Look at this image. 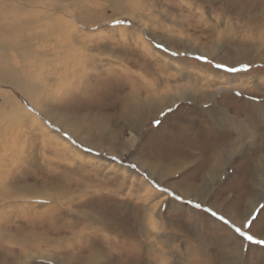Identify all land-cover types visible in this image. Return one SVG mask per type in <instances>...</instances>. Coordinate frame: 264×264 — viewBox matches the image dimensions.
Listing matches in <instances>:
<instances>
[{"label":"rangeland","instance_id":"374dc122","mask_svg":"<svg viewBox=\"0 0 264 264\" xmlns=\"http://www.w3.org/2000/svg\"><path fill=\"white\" fill-rule=\"evenodd\" d=\"M13 5L0 71L30 86L0 82V264H264V246L234 231L256 217L248 232L264 239V0ZM85 8L91 23L73 16Z\"/></svg>","mask_w":264,"mask_h":264},{"label":"bare ground","instance_id":"6f19581e","mask_svg":"<svg viewBox=\"0 0 264 264\" xmlns=\"http://www.w3.org/2000/svg\"><path fill=\"white\" fill-rule=\"evenodd\" d=\"M13 2H18V0H0V13H2V12H12V11H14V9H15V7H16V9L18 8V5L17 6H14L13 5ZM5 4H8V5H5ZM89 5V4H88ZM30 7V8H34V7H38L39 9H41V10H43V11H47V10H54V9H59L60 10V12L61 13H65L67 10H71V6L72 5H38V6H35V5H25V7ZM74 6V5H73ZM92 6V5H91ZM76 7H79L80 9H82V7H80V5H76ZM70 8V9H69ZM19 9V8H18ZM86 10H85V13H86V16H84V17H82V18H79L78 17V15H77V13L75 14L74 13V17L76 16V18H75V20H77L78 22H80V23H86V22H89V23H91L92 22V19H91V12H90V10L88 11L87 10V8H85ZM20 10V9H19ZM72 11V10H71ZM32 23V22H31ZM30 25V24H29ZM4 31H0V35L1 34H5V33H3ZM34 53V52H33ZM41 54V53H40ZM39 54V55H40ZM38 55V56H39ZM23 58V57H22ZM31 58H33V60H36L35 59V57L33 56H31ZM11 61H13V60H11ZM0 82H3V83H5V84H7V85H11V86H14L16 89H18L20 92H22L23 94H25L26 96H28L29 97V92H26L27 90H28V87L30 86L29 85V83L25 80V79H19V83H16V81L15 80H13L10 76H8L7 74H6V72L4 71V69H3V67H2V69H1V71H0ZM10 87V86H9ZM227 87V86H226ZM226 87H218V90L217 91H222V90H225L224 88H226ZM228 87H230V86H228ZM32 88V87H31ZM36 93H37V91H35ZM147 95H149V94H147ZM188 94L184 91V90H181L180 91V93H179V95H178V99L179 100H185V99H187L188 97ZM149 98V97H148ZM154 100V99H153ZM172 100H174V97H171V98H169V99H166L165 101H164V99H162V100H160L159 102H160V104H161V106H163V105H165V103H168V102H170V101H172ZM144 101H146V100H144ZM154 102V101H153ZM129 106V105H128ZM131 106V105H130ZM145 110H144V113L145 112H147V113H149V112H151V111H153V110H155L156 109V106L157 105H154V104H151V101H148V102H146L145 103ZM129 109H131V107H128V113H127V115H129V113H130V110ZM143 110V109H142ZM131 112H132V114L133 115H130L131 116V118H132V120H135V122H137V121H139L140 120V117L139 116H141V114L140 113H137V117H136V114L135 113H133L134 111H133V108L131 109ZM142 116H143V114H142ZM128 119H129V116L127 117ZM218 118H220V120H219V123H220V121H225L227 118H225L224 117V114L223 113H221L220 115H219V117ZM130 120V119H129ZM229 122H230V124H231V128H233L234 129V131L236 132V133H240V134H242V135H247V127H246V124L244 123V122H242L240 119H227ZM234 131H232V132H234ZM235 142V143H234ZM237 143L240 145V141H239V139H237V140H235V141H233V143L231 142V144H230V146L231 145H233L234 147H236V145H237ZM247 143V142H246ZM242 145V144H241ZM240 145V146H241ZM233 152H235V151H233ZM233 154V153H232ZM213 157H215L216 158V160H214L215 162L216 161H223V159L225 160L226 159V157H227V155H226V153H225V151H224V149L221 151V153L220 154H213V156H212V158ZM259 165H261V166H263L261 163L259 164ZM214 170H216V171H219L218 169H217V167H215L214 168ZM208 171H209V169H208ZM213 172V171H212ZM215 173V172H214ZM213 175V174H212ZM215 179V178H214ZM25 181V180H24ZM28 182V181H27ZM30 182V181H29ZM204 182V181H203ZM22 185V184H21ZM24 185V184H23ZM191 185H193V184H191ZM206 185H208V184H205V185H203L202 184V188H203V190L205 189V187L204 186H206ZM19 186V185H18ZM190 187V186H189ZM197 188V187H196ZM192 189V188H191ZM195 189V188H194ZM193 189V190H194ZM189 190V189H188ZM25 195V196H24ZM14 196H19L18 197V199H20L21 201H24V202H27L28 203V200H30L31 198H29L28 197V194L26 195L25 193H23V194H20V195H17V192L14 194ZM34 197H35V199L36 198H39V196H36V195H34ZM43 197V196H42ZM165 197V196H164ZM163 197V198H164ZM41 198V197H40ZM48 198H50V197H48ZM165 199V198H164ZM33 200V199H32ZM45 200V199H44ZM50 201V200H49ZM8 201H6V203H7ZM53 202V201H52ZM9 203V202H8ZM160 206V205H159ZM251 207H248V212H251L254 208H255V204L254 203H252L251 205H250ZM158 210H159V208H158ZM152 212V211H151ZM154 213V210H153V212H152V214ZM154 214H156V213H154ZM150 217H152V216H150ZM153 222V221H152ZM155 222V221H154ZM155 226V225H154ZM168 248H170V246H168ZM140 250V249H139ZM142 250V249H141ZM155 250L156 251H160L161 253H162V251L159 249V246H156V248H155ZM235 252H228L227 253V255H225V257L226 258H228V256H229V258H230V262H232V261H234V257H235V255H236V253L238 252V249H236V250H234ZM142 254V253H141ZM146 260V259H145ZM153 261V260H152ZM154 263H156V262H154Z\"/></svg>","mask_w":264,"mask_h":264},{"label":"snow or ice","instance_id":"6c2138e0","mask_svg":"<svg viewBox=\"0 0 264 264\" xmlns=\"http://www.w3.org/2000/svg\"><path fill=\"white\" fill-rule=\"evenodd\" d=\"M129 25L128 21L125 20H114L111 22V27L115 28L117 26H125L127 27ZM158 48L162 47L160 44L156 45ZM172 55H180L181 53H176L173 52L171 53ZM197 59L207 62V57L205 56H198ZM215 67L217 68H222L224 71L227 72H237V71H247L248 68L250 67V65H244L241 68H236V67H228L227 65L221 63V64H216ZM159 121H156V124H158ZM85 151H92L91 149H85ZM112 160H116L117 157L113 156L111 157ZM133 168H135V165H132ZM170 196H174V198L176 200H183V197L179 194V193H174V192H169ZM189 203H192V201H189ZM192 206L196 209H201L203 208V205H201L199 202H195L192 204ZM264 207V206H262ZM204 211L209 212L213 217H217L218 213L214 210L208 209V208H203ZM220 219L224 221V223H228L227 220H224L223 216H220ZM256 217H252L251 219H247L245 220V222L243 223V225L241 227H236L234 228L235 233L238 235V237H240L243 241H246L249 245L255 244V245H260V246H264V239H257L255 236H253L252 234H250L248 232V229H250L253 226V223L255 222Z\"/></svg>","mask_w":264,"mask_h":264}]
</instances>
